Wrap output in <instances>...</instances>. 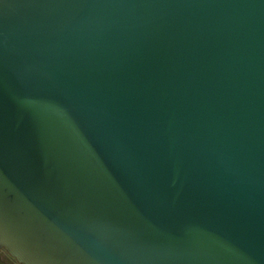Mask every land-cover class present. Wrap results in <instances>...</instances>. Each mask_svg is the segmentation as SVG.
Masks as SVG:
<instances>
[{
  "label": "water",
  "instance_id": "95a60500",
  "mask_svg": "<svg viewBox=\"0 0 264 264\" xmlns=\"http://www.w3.org/2000/svg\"><path fill=\"white\" fill-rule=\"evenodd\" d=\"M0 249L264 264V0H0Z\"/></svg>",
  "mask_w": 264,
  "mask_h": 264
},
{
  "label": "flooded vegetation",
  "instance_id": "af4514ba",
  "mask_svg": "<svg viewBox=\"0 0 264 264\" xmlns=\"http://www.w3.org/2000/svg\"><path fill=\"white\" fill-rule=\"evenodd\" d=\"M0 264H19L6 250L0 249Z\"/></svg>",
  "mask_w": 264,
  "mask_h": 264
}]
</instances>
